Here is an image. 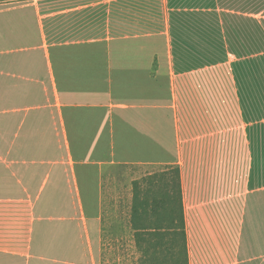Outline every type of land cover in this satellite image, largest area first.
<instances>
[{
	"label": "crops",
	"instance_id": "crops-1",
	"mask_svg": "<svg viewBox=\"0 0 264 264\" xmlns=\"http://www.w3.org/2000/svg\"><path fill=\"white\" fill-rule=\"evenodd\" d=\"M180 203L264 264V0H0V264H141Z\"/></svg>",
	"mask_w": 264,
	"mask_h": 264
},
{
	"label": "trees",
	"instance_id": "trees-1",
	"mask_svg": "<svg viewBox=\"0 0 264 264\" xmlns=\"http://www.w3.org/2000/svg\"><path fill=\"white\" fill-rule=\"evenodd\" d=\"M175 174L179 185L178 169H175ZM132 225L137 229V241H142V243L147 241L148 234L155 236V240L150 243V248L142 247L141 264H188L185 222L181 203L177 220L139 222L138 225L132 222ZM166 236L170 237L166 238Z\"/></svg>",
	"mask_w": 264,
	"mask_h": 264
},
{
	"label": "rangeland",
	"instance_id": "rangeland-1",
	"mask_svg": "<svg viewBox=\"0 0 264 264\" xmlns=\"http://www.w3.org/2000/svg\"><path fill=\"white\" fill-rule=\"evenodd\" d=\"M134 175V168H126V178L130 180ZM136 264V252H126V264H132V262Z\"/></svg>",
	"mask_w": 264,
	"mask_h": 264
}]
</instances>
